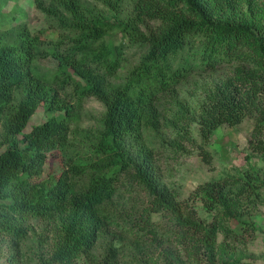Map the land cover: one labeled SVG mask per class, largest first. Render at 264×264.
Wrapping results in <instances>:
<instances>
[{
  "label": "trees",
  "instance_id": "16d2710c",
  "mask_svg": "<svg viewBox=\"0 0 264 264\" xmlns=\"http://www.w3.org/2000/svg\"><path fill=\"white\" fill-rule=\"evenodd\" d=\"M242 1L32 0L39 17L30 25L17 0H0V244L17 252L34 230L28 220H37L45 229L36 240L49 251L39 264H91L97 241L119 225L110 208L114 198L120 189L139 187L147 199L124 220L122 235L132 232L133 217L138 231L152 234L162 249V264H230L224 257L231 260L233 253H217V234L229 236L223 222L241 215L247 192L259 198L264 183L245 172L203 183L186 201L177 200L160 186L145 134L158 130L166 93L194 73L233 65L200 106L199 135L207 142L220 126L246 117L255 120L253 137L264 130V5L247 21L239 17ZM128 47L136 51L131 64ZM45 60L55 63L53 70L42 67ZM125 64L126 75L113 83ZM91 98L104 109L95 158L67 156L72 126ZM38 107L52 116L24 133ZM199 148L209 163V153ZM249 148L264 159L263 142ZM54 154L61 169L42 180ZM196 203L211 222L201 219ZM155 214L167 220L160 238ZM113 240L121 241L110 235L100 264L116 262Z\"/></svg>",
  "mask_w": 264,
  "mask_h": 264
},
{
  "label": "rangeland",
  "instance_id": "374dc122",
  "mask_svg": "<svg viewBox=\"0 0 264 264\" xmlns=\"http://www.w3.org/2000/svg\"><path fill=\"white\" fill-rule=\"evenodd\" d=\"M254 2L255 4L252 1L249 4L246 0L244 3L242 1L239 17L242 16L247 21L258 18L261 15L260 9L264 5V0H254ZM15 3L18 10L28 14L30 25H34L39 16L32 6V0H17ZM13 4L14 2L6 4L1 12L8 13ZM251 11H258V13L253 15ZM114 37L115 42L121 40L120 36L114 35ZM134 54H136L135 49L128 47L126 57L129 64L135 60ZM41 65L45 70H53L55 67V63L51 60L42 61ZM126 65L128 64L123 65L118 71L117 77L112 80L113 83H119L124 78L128 68ZM234 67L236 65L222 66L207 73H194L177 88L166 93L161 99L165 111L158 118V130L145 134V141L155 157L154 169L160 186L176 195L177 200L186 201L189 194L203 183L228 177L234 179L245 172H255L264 183V159L253 154L249 148L250 142L264 143V130L258 136L256 135L257 137L252 136L255 127L254 118L246 117L233 127L220 126L207 142H204L199 135L200 106L216 85L231 76ZM103 112L102 105L95 99L91 98L85 102L77 121L72 126L69 137V143L72 146L71 151L70 146L68 147L67 156L77 153L87 159L95 158L92 145L97 143V133L100 130ZM51 116V113L38 107L29 118L24 133L45 122ZM199 147L209 153V163L202 161ZM2 151L3 146H0V153ZM59 163L58 154L48 156L41 179L44 180L49 174L59 172L61 169ZM258 193L259 198H255L251 191L247 192L251 197L244 198L240 208L241 215L223 222L231 231L229 236L225 238L223 232L217 234V253L227 254V256L233 253L231 260L224 257L230 264H264V186ZM146 199L145 192L139 187H134L131 191L130 189L119 190L110 205V208L116 211L115 217L118 218L119 225L109 228L106 237L97 241L92 250L91 264H100L106 245L110 241V235L113 234L121 240L120 242L111 241L118 248V257L114 264H162L164 262L161 261L163 256L160 255L162 249L155 247L151 241L152 234L142 235L133 217L132 222L129 223L132 232L128 231L125 235L120 232L123 231L121 227H127V224L123 225L124 220L130 218L131 213L136 211L137 205L145 202ZM196 208L201 219L211 222V215L206 214L199 203H196ZM153 221L157 225L156 237L160 238L162 230L167 227V220L155 214ZM27 223L28 227H33L34 230L30 232L17 252H12L7 243L0 244V264H39V256L49 252L45 244H40L36 240L39 234H44L45 224L30 219ZM136 235H142V237L137 239ZM163 240L169 245L171 237L167 236ZM78 264H88V261L81 259Z\"/></svg>",
  "mask_w": 264,
  "mask_h": 264
}]
</instances>
